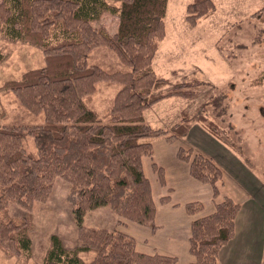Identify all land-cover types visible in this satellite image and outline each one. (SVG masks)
<instances>
[{
    "label": "trees",
    "instance_id": "1",
    "mask_svg": "<svg viewBox=\"0 0 264 264\" xmlns=\"http://www.w3.org/2000/svg\"><path fill=\"white\" fill-rule=\"evenodd\" d=\"M168 3L0 0V35L41 48L45 61L3 85L29 112L45 116L40 125H7L2 123L0 110V247L6 253L30 255L34 205L48 201L61 178L71 187L77 241L70 248L59 236L51 235L41 264H177L176 256L139 251L135 237L124 231L85 226V216L109 207L117 216L157 232L158 207L143 159L153 157V139L163 136L174 144L189 134L194 121L203 123L206 131L248 163L244 153L222 138L215 123L201 114L207 106L193 119L184 111L170 130L155 129L146 121L145 112L154 105L174 97L192 100L205 83L198 76L174 82L159 76L153 67L166 38ZM215 11L214 0H193L186 8V21L196 27ZM106 14L119 18L114 34L96 25ZM251 18L264 23V6ZM98 48L113 51L127 69L107 70L90 63V54ZM103 82L120 86L107 121L85 101ZM27 138L34 141L35 153L27 149ZM177 158L189 164L194 180L212 187L214 199L220 196L223 171L212 158L184 147L178 149ZM152 168L165 187V169L156 163ZM170 202V195L160 198L162 205ZM10 203L23 208L26 216L7 218ZM184 208L194 216L204 205L190 201ZM241 208L227 196L216 203L214 212L192 221L189 252L194 261L189 264H220L219 252L235 237ZM91 252L95 256L86 263L81 254Z\"/></svg>",
    "mask_w": 264,
    "mask_h": 264
},
{
    "label": "rangeland",
    "instance_id": "2",
    "mask_svg": "<svg viewBox=\"0 0 264 264\" xmlns=\"http://www.w3.org/2000/svg\"><path fill=\"white\" fill-rule=\"evenodd\" d=\"M192 1L169 0L165 19L166 38L160 43L153 67L159 76L170 78L174 82L198 76L205 83L192 100L174 97L154 105L145 112L146 121L155 129L170 130L180 122L184 111L193 119L201 113L203 105L207 106L205 113L201 114L215 123L216 131L222 138L229 139L236 150L244 153L243 158L248 163L242 160L243 163L250 167L257 165L255 162L264 165V23L251 18L264 6V0H214L216 11L202 19L196 27L190 26L186 21V8ZM118 24V16L109 14L96 23L111 34L117 31ZM44 62L41 48L21 41H11L0 35L2 123L44 124V114L29 112L12 92L3 89L7 81L19 79L23 73L41 67ZM89 62L107 70L127 69L117 55L107 48L94 50L89 56ZM119 88L117 83H100L97 92L85 101L107 121L113 98ZM202 124L192 122L191 132L174 144H168L163 136L153 139L154 155L143 159L144 172L151 181L158 207V221L165 226L163 234L170 230L166 232L167 212L160 203V198L170 195L173 189H176L175 200L184 201L189 198L182 188L188 186L183 177L185 174L190 175L186 169L189 164L177 158L180 147L207 153L217 161L223 171V182L220 184L222 200L229 195L237 196L238 199L240 196V200L245 198L240 185L242 179L233 170L234 162L229 159L228 153L227 156L220 154L209 140L207 142L197 128L198 125L203 127ZM25 143L30 152H36L31 138H27ZM153 163L165 169V187L160 184L158 173L152 168ZM250 172L257 176L259 174L253 170ZM261 178L264 179V175ZM70 189L68 182L57 179L49 200L36 202L34 205L33 228L30 231L33 249L30 255H10L0 247V264H41L53 234L59 236L67 247L76 245L78 229L69 199ZM203 200L207 208L213 207L208 200ZM23 216H26V211L17 204L10 203L6 217L19 219ZM118 221L127 223L124 230L135 237L140 251L151 250L145 244L146 239L151 244V230L117 216L109 207H100L87 213L84 225L121 230L122 225L118 226ZM160 239L165 240L162 237ZM182 245L181 243L180 247ZM94 256L93 252L81 254L86 263Z\"/></svg>",
    "mask_w": 264,
    "mask_h": 264
},
{
    "label": "crops",
    "instance_id": "3",
    "mask_svg": "<svg viewBox=\"0 0 264 264\" xmlns=\"http://www.w3.org/2000/svg\"><path fill=\"white\" fill-rule=\"evenodd\" d=\"M197 128L200 129V132L204 135L207 142L209 140L220 154L226 156L227 153L229 154V159L234 162V173H237L241 177L242 181L240 185L245 192V198L242 200H240V196L238 199L237 196L229 195V197H232L236 202H239L242 208L236 219L235 237L220 250L219 262L220 264H264V179L261 178L262 175H264V165L259 162H255L257 165L254 167L244 164L241 157L223 143H220L219 140L209 134L203 127L198 125ZM203 154L213 159L209 154ZM214 161L217 163L216 160ZM186 169L189 172L190 167ZM250 170L259 173L258 176L255 174L256 177ZM189 176L190 175H184L183 178L188 186L182 187L183 193H187V197L189 198L184 201L175 200L174 194L176 193V189H173L170 194L171 202L167 205H162L167 212L166 223H168V228L166 232L168 230L170 231L166 234L162 233L165 226L159 224L157 210L156 223L159 226V230L155 233H150L152 238L151 244L148 242V239L145 240L146 247H151V250H147V252L144 251V253L153 254L158 252L164 255L176 256L178 258L177 264H189L194 261V257L189 252L191 223L196 218L214 212L216 203L222 199L220 198L221 189L220 196L214 199L212 196V187L210 185L202 184L196 180L193 181L194 179ZM250 176H252V179H250ZM203 199H206V201L208 200L213 207L207 208L204 202L205 200ZM192 200L201 201L204 205L203 211L194 216L188 215L184 208V205ZM174 219H178L179 221L177 222ZM126 224L127 223L124 221V225L121 226V231L130 234L124 230ZM160 237L165 240H161ZM181 243L183 245L180 247ZM137 249L139 250L138 241Z\"/></svg>",
    "mask_w": 264,
    "mask_h": 264
}]
</instances>
